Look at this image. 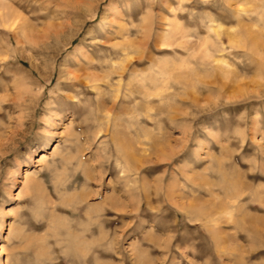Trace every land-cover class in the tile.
Here are the masks:
<instances>
[{"label":"rangeland","instance_id":"obj_1","mask_svg":"<svg viewBox=\"0 0 264 264\" xmlns=\"http://www.w3.org/2000/svg\"><path fill=\"white\" fill-rule=\"evenodd\" d=\"M5 1L0 264H264V0Z\"/></svg>","mask_w":264,"mask_h":264},{"label":"bare ground","instance_id":"obj_2","mask_svg":"<svg viewBox=\"0 0 264 264\" xmlns=\"http://www.w3.org/2000/svg\"><path fill=\"white\" fill-rule=\"evenodd\" d=\"M0 20L2 21L3 24L8 25L9 29L15 34L18 32V30H20L23 27V23L21 22L22 21L21 14L13 7V5H10L9 2L5 0H0ZM75 35H76V32L69 33L68 39L66 38L68 42H70L74 38ZM82 76H84L89 81L90 80L96 81L98 79L96 73H93V71L85 72V73L83 72ZM77 77L78 76H75L76 79ZM74 102L75 101L73 100L71 101V103H74ZM46 157H47V154L43 153L41 155V160H44Z\"/></svg>","mask_w":264,"mask_h":264}]
</instances>
